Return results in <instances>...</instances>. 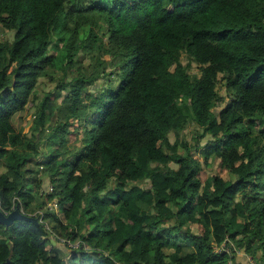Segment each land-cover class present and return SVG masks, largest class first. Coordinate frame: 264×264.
Here are the masks:
<instances>
[{
	"label": "trees",
	"instance_id": "trees-1",
	"mask_svg": "<svg viewBox=\"0 0 264 264\" xmlns=\"http://www.w3.org/2000/svg\"><path fill=\"white\" fill-rule=\"evenodd\" d=\"M55 40L61 92L40 100ZM13 206L25 218L0 221V264H264V0H0V211Z\"/></svg>",
	"mask_w": 264,
	"mask_h": 264
},
{
	"label": "rangeland",
	"instance_id": "rangeland-1",
	"mask_svg": "<svg viewBox=\"0 0 264 264\" xmlns=\"http://www.w3.org/2000/svg\"><path fill=\"white\" fill-rule=\"evenodd\" d=\"M86 32V31H85ZM84 35V34H83ZM59 40H55L52 44L53 48H56L57 49V52L55 54V63H56V66H57V69L53 71V76H52V79L53 80H50L49 78H39L38 80V86L36 88V96L38 99H42L46 94H48L49 92H54L55 94L56 93H59L61 92V87H60V83L63 79V73L62 71L60 70V67L63 65V63L65 62V56L63 55V51L64 49L63 48H59ZM183 61L184 63H187L188 62V59L186 57V55L183 56ZM94 61H91L89 57H85V58H82L81 59V62L80 64L78 65L79 69L82 71V72H85V69H89L91 64H93ZM77 68L70 72V75H77L79 74V72L76 71ZM91 70V69H90ZM192 71H197V66L192 63ZM102 83V80H98V82L94 85L96 87L100 86ZM94 86L93 85H90L89 87V90L90 91H93L94 89ZM219 92L221 95H225V90L224 88H220L219 89ZM61 101V100H59ZM36 111V106L32 107L30 110H29V113L25 116V118H23L21 121H20V127L22 128L23 127V131L26 133L29 131H36L37 130V124L33 121L34 120V113ZM50 114L48 113L46 115V119H47V122L46 123H50ZM52 121V120H51ZM192 132H193V128L188 127L185 131H183L181 133V137L182 139H185L186 141H188L189 143L194 141L193 140V136H192ZM170 139L171 141L173 142L175 140V134L172 133L170 134ZM76 140V136H71L70 138V141L71 142H75ZM206 137L203 138L201 140V143L204 144L206 142ZM183 152V151H181ZM216 165V162L214 161L212 166L208 169H206L207 171V174L208 175H214V174H218L219 172L217 171V168L215 167ZM224 176L225 178H227V174H224L222 175ZM47 183V182H46ZM43 191H48V186L47 185H44L43 186ZM72 244L74 245V247H77V241H73ZM62 247V246H60ZM63 248V247H62ZM86 248H88V246H86ZM186 251L187 250H190V247H187L185 249ZM243 252H240L239 254H237V256H239V258H241V256L243 257L244 259V262H242L241 264H248V258L242 254ZM59 254L62 256V257H68L69 254H70V251L68 250H65V253L64 255L62 253L59 252ZM235 264V263H234Z\"/></svg>",
	"mask_w": 264,
	"mask_h": 264
},
{
	"label": "built area",
	"instance_id": "built-area-1",
	"mask_svg": "<svg viewBox=\"0 0 264 264\" xmlns=\"http://www.w3.org/2000/svg\"><path fill=\"white\" fill-rule=\"evenodd\" d=\"M47 207L48 208H50V209H56L57 210V202L56 201H53V202H48L47 203ZM16 207H12V210H16L15 209ZM19 211H22V210H19ZM7 214V213H6ZM37 214L39 215V218H40V221L41 222H43L44 223V225H45V227L46 228H49V224H48V222L47 221H45L44 220V209H41V210H39L38 212H37ZM61 241L62 242H64V240H62L61 239ZM67 243H68V245L70 246V247H73V248H75L74 247V245L71 243V242H69V241H67ZM77 246H78V243L76 244ZM228 249H229V247L227 246V243L226 242H224V243H222L220 246H215V250L217 251V252H221V251H223V250H226V251H228ZM240 252L238 251L237 252V254H239ZM243 255H245L244 253H242ZM246 256V255H245ZM247 258H248V264H256L254 261H252L248 256H246ZM227 264H233L231 261L230 262H228Z\"/></svg>",
	"mask_w": 264,
	"mask_h": 264
},
{
	"label": "water",
	"instance_id": "water-1",
	"mask_svg": "<svg viewBox=\"0 0 264 264\" xmlns=\"http://www.w3.org/2000/svg\"><path fill=\"white\" fill-rule=\"evenodd\" d=\"M25 218L24 214L20 213L19 209H16L12 213L5 215L0 211V221L6 224L12 223L15 219H23ZM55 243L54 241H52Z\"/></svg>",
	"mask_w": 264,
	"mask_h": 264
},
{
	"label": "crops",
	"instance_id": "crops-1",
	"mask_svg": "<svg viewBox=\"0 0 264 264\" xmlns=\"http://www.w3.org/2000/svg\"><path fill=\"white\" fill-rule=\"evenodd\" d=\"M242 257V256H241ZM242 262H240L239 264H241Z\"/></svg>",
	"mask_w": 264,
	"mask_h": 264
}]
</instances>
